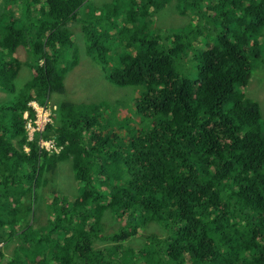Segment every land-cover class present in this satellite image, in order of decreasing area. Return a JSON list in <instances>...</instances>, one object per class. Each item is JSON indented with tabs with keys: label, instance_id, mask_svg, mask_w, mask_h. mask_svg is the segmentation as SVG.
<instances>
[{
	"label": "trees",
	"instance_id": "obj_1",
	"mask_svg": "<svg viewBox=\"0 0 264 264\" xmlns=\"http://www.w3.org/2000/svg\"><path fill=\"white\" fill-rule=\"evenodd\" d=\"M78 34L130 103L103 133L94 113L113 105L62 99L28 141L23 113L66 94ZM263 55L264 0H0V264H264V114L243 94ZM67 162L82 200L52 194L36 224ZM110 219L124 225L107 233ZM154 223L164 241L130 242Z\"/></svg>",
	"mask_w": 264,
	"mask_h": 264
},
{
	"label": "rangeland",
	"instance_id": "obj_2",
	"mask_svg": "<svg viewBox=\"0 0 264 264\" xmlns=\"http://www.w3.org/2000/svg\"><path fill=\"white\" fill-rule=\"evenodd\" d=\"M111 0H93V4L96 6H101L105 3H109ZM172 13V16H171ZM174 8H170L169 6L162 12V15L168 16L167 20H170L171 24H176L177 18H179L177 15H175ZM185 17H181L180 22L185 21ZM161 22V21H159ZM184 24H180V26H183ZM180 28V27H179ZM76 43L77 46L75 47V50L80 51L82 53L81 57V63L72 71H70L66 78H65V85H66V94L64 95H58L54 94L52 96V104L57 106V101H60L62 99L75 102L77 104H97V103H105L107 105H113L114 110L111 109L106 110L103 114V110L101 112L100 108L96 110L97 114L101 113L100 117L104 118V124L107 125L109 116L108 112H115V107H119L120 111L124 112L125 110L123 107H128V104L130 103V94L134 91L132 87H117L113 84H111L106 74L103 72V70L97 65L91 62V60L84 54L83 49V41L82 38H80L79 34L78 37H76ZM17 57L20 59H24L25 57V51L23 48H20L17 52ZM264 57V55L262 56ZM256 69L254 72V75L251 76V79L249 81V90H248V97L251 99H256L259 103H261L263 108V114H264V61L262 62L261 59L256 62ZM198 64V61H197ZM26 71L23 72V74L28 73L30 74L31 71L28 68H24ZM134 95H137V91L135 90ZM7 94V93H6ZM6 94L1 93L0 95L5 96ZM11 97L7 96L5 100H10ZM35 105H39V103L36 100H33ZM50 103V102H49ZM31 108L34 110V105L32 103L29 104ZM58 107V106H57ZM92 108H88V111L90 112ZM87 112L86 114H89ZM51 113L53 115H57V110L54 108H51L49 111V114L51 116ZM27 115V112H25ZM92 117V115H90ZM116 117L119 120H122L124 118V113H117ZM136 121L137 118L135 119ZM51 122V121H50ZM48 123V118H47ZM132 121L129 125V129L132 128ZM44 120L43 123L40 124L39 129H43ZM120 125V124H119ZM103 126V125H102ZM29 132H32V128L27 127ZM97 131L107 132L106 128H102L101 126H97L95 128ZM123 135V134H122ZM17 140H20V138L14 139V143L17 144ZM53 147H49L48 150H51ZM28 148H26L27 150ZM63 169H60L61 171L57 172L55 175H49L51 185L49 183H46L45 186L41 187V192L45 199L42 201V203L39 205L40 210L38 211L39 216L38 221L36 224L40 223V225H47L51 220H53L54 217L50 215L49 210L47 208L54 202V198L52 194H55V196H63L66 200L67 197L70 198V201L79 202L82 200L79 195H77L78 187H82L81 183L76 182L74 179L75 173L72 171V166L70 162L63 163L62 164ZM68 201V200H67ZM60 205H63V202L60 201ZM57 205L56 207L59 208L60 205ZM65 205V204H64ZM47 206V207H46ZM107 220V219H106ZM104 223L105 232L110 231H118L119 227L121 225H124V222H118L113 221L110 219L109 221H106ZM17 228L24 227V224H16ZM147 229V228H146ZM146 229L141 230L142 232V239L140 240H130V242L135 241L134 244L141 242L140 244L146 246L148 243H145L148 239H155L154 241L156 244H158L161 241H164L167 237V233L165 232V228L163 225L155 224L154 226H150L148 232ZM104 232V234H105ZM154 235V236H153ZM148 238V239H147ZM107 243V242H106ZM109 244V243H107ZM6 245V244H5ZM103 243L97 244V246H103ZM3 247V251L5 253V258L8 256H11L13 253V249L15 247L14 244H10L4 247V244L1 245ZM4 258V259H5Z\"/></svg>",
	"mask_w": 264,
	"mask_h": 264
},
{
	"label": "clouds",
	"instance_id": "obj_3",
	"mask_svg": "<svg viewBox=\"0 0 264 264\" xmlns=\"http://www.w3.org/2000/svg\"><path fill=\"white\" fill-rule=\"evenodd\" d=\"M81 63V62H80ZM202 67H203V65H202ZM249 86L250 85H247L245 88H243V94L246 96V97H248V90H249ZM137 92H139L138 91V89H135ZM140 94V93H139ZM54 95V94H53ZM249 98V97H248ZM38 102V101H37ZM29 103H32L33 105H34V112H35V119H32L31 117H30V113H29V111L28 110H26V111H24V113H23V119H26L27 120V124H26V129H27V140L28 141H33V137H34V133H35V131H43L44 129H45V127L48 125V124H51V125H56V116L57 115H53L52 113H51V116H50V114H49V111H50V109L51 108H54L55 110H57L58 111V107L56 106V105H54V104H52L53 102L52 101H50V103L48 102V104H49V106L48 107H46L45 105H42V104H40L39 102V105H35L34 104V102H33V100H31ZM28 106H29V104H28ZM31 107V106H30ZM25 112H27L28 114L26 115L25 114ZM102 112V111H101ZM95 115H97L98 117H99V119L100 120H102V122L98 125V126H101L102 128H106L107 129V132L108 131H110V130H114L108 123H107V125H105L104 124V118H102V117H100L101 116V113H98L97 114V112L95 111V113H94ZM93 114V115H94ZM92 115V116H93ZM135 117V116H134ZM47 118H48V123H47ZM43 120H44V125H43V129H39V127H40V124H42L43 123ZM133 120H135V118H133ZM137 120L139 121V119L137 118ZM51 121V122H50ZM136 121V120H135ZM103 125V126H102ZM27 127H29V128H32V132H29V130H28V128ZM97 127V126H96ZM96 127H94L93 128V130L94 131H96V132H99V131H97V130H95V128ZM102 132V131H101ZM129 132V130L127 131V133ZM103 133H106V132H103ZM17 138H20V137H17ZM21 140V139H20ZM51 142H53L52 140H43V139H41L40 141H39V143H40V147L41 148H45L46 150H48V148L49 147H53L52 145H51ZM75 179V178H74Z\"/></svg>",
	"mask_w": 264,
	"mask_h": 264
},
{
	"label": "bare ground",
	"instance_id": "obj_4",
	"mask_svg": "<svg viewBox=\"0 0 264 264\" xmlns=\"http://www.w3.org/2000/svg\"><path fill=\"white\" fill-rule=\"evenodd\" d=\"M30 104V103H29ZM35 104V103H34ZM28 114V113H27Z\"/></svg>",
	"mask_w": 264,
	"mask_h": 264
}]
</instances>
